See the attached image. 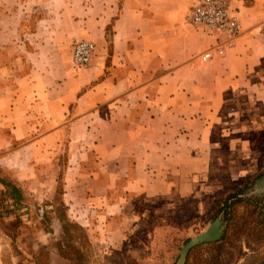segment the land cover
Returning <instances> with one entry per match:
<instances>
[{"label": "crops", "instance_id": "obj_1", "mask_svg": "<svg viewBox=\"0 0 264 264\" xmlns=\"http://www.w3.org/2000/svg\"><path fill=\"white\" fill-rule=\"evenodd\" d=\"M229 1L242 31L222 54L224 35L190 23L197 0H56L27 33L22 12L0 14V217L20 190L27 209L53 196L38 167L62 151L67 217L102 242L123 239L142 204L260 174L264 0ZM74 39L95 44L79 71L60 58ZM2 246L0 232V264Z\"/></svg>", "mask_w": 264, "mask_h": 264}, {"label": "rangeland", "instance_id": "obj_2", "mask_svg": "<svg viewBox=\"0 0 264 264\" xmlns=\"http://www.w3.org/2000/svg\"><path fill=\"white\" fill-rule=\"evenodd\" d=\"M3 1L0 14L12 15L14 8L22 12L25 33L34 30L37 21L48 13V5L57 6L56 0ZM71 54L69 47L60 58L70 60ZM66 159V151L58 152L54 166L38 167L43 176L45 170L56 176V190L49 200L38 196L32 201L33 207L27 209L24 204L30 198L20 190L18 197L22 205L1 210L3 264H258L264 261V167L261 178L256 174L239 186L228 184L225 190L197 191L176 201L142 204L137 208L148 213L137 214L140 219L135 218L128 226L124 238L111 243L109 239L92 240L86 228L71 219H68L70 223L64 221L67 227L64 233L60 220L67 213L61 196L60 173ZM240 190L242 193L232 198ZM56 223L61 225L59 233L54 229Z\"/></svg>", "mask_w": 264, "mask_h": 264}, {"label": "built area", "instance_id": "obj_3", "mask_svg": "<svg viewBox=\"0 0 264 264\" xmlns=\"http://www.w3.org/2000/svg\"><path fill=\"white\" fill-rule=\"evenodd\" d=\"M190 23L201 26L209 32H218L225 41L217 46L222 54L224 46L231 47L240 35L242 28L237 15L232 11L229 0H197L190 14ZM95 51V44L89 40L76 39L72 46V64L77 70L89 67ZM211 57L207 52L202 55L204 60Z\"/></svg>", "mask_w": 264, "mask_h": 264}, {"label": "trees", "instance_id": "obj_4", "mask_svg": "<svg viewBox=\"0 0 264 264\" xmlns=\"http://www.w3.org/2000/svg\"><path fill=\"white\" fill-rule=\"evenodd\" d=\"M262 177V174H260V175H258V177L257 178H261ZM3 183H4V185H5V187H7V183L5 182V181H3ZM8 187H9V185H8ZM242 192H241V190L239 191V192H237L236 194H234L233 195V197L232 198H234L235 196H237V195H240ZM63 206L65 207V205H64V203H63ZM66 208V207H65ZM43 216H44V214H43ZM69 218L67 217V215L65 214V216L60 220L62 223H63V231H64V233L66 234V232H67V227L64 225L65 224V220H67V222L68 223H70V221L68 220ZM77 227H78V225H77ZM80 228V227H79Z\"/></svg>", "mask_w": 264, "mask_h": 264}, {"label": "water", "instance_id": "obj_5", "mask_svg": "<svg viewBox=\"0 0 264 264\" xmlns=\"http://www.w3.org/2000/svg\"><path fill=\"white\" fill-rule=\"evenodd\" d=\"M258 264H264V261H262V262H260V263H258Z\"/></svg>", "mask_w": 264, "mask_h": 264}]
</instances>
